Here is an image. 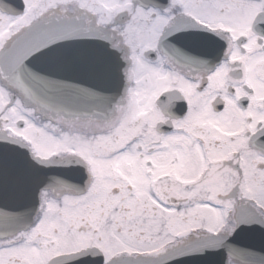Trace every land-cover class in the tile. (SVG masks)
Wrapping results in <instances>:
<instances>
[{
    "label": "snow or ice",
    "instance_id": "obj_1",
    "mask_svg": "<svg viewBox=\"0 0 264 264\" xmlns=\"http://www.w3.org/2000/svg\"><path fill=\"white\" fill-rule=\"evenodd\" d=\"M264 0H0V264H264Z\"/></svg>",
    "mask_w": 264,
    "mask_h": 264
},
{
    "label": "flooded vegetation",
    "instance_id": "obj_2",
    "mask_svg": "<svg viewBox=\"0 0 264 264\" xmlns=\"http://www.w3.org/2000/svg\"><path fill=\"white\" fill-rule=\"evenodd\" d=\"M260 140H261L262 142H264V137H260Z\"/></svg>",
    "mask_w": 264,
    "mask_h": 264
}]
</instances>
